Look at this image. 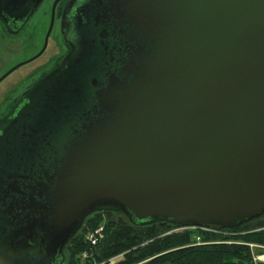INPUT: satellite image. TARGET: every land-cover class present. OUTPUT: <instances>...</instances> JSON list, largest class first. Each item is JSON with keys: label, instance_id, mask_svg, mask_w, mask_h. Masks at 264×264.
Instances as JSON below:
<instances>
[{"label": "water", "instance_id": "1", "mask_svg": "<svg viewBox=\"0 0 264 264\" xmlns=\"http://www.w3.org/2000/svg\"><path fill=\"white\" fill-rule=\"evenodd\" d=\"M42 1L0 0V15L19 17L17 33ZM90 9L113 13L117 45L99 57L86 32L60 112L44 116L39 97L0 122V264H64L95 209L222 228L264 214V0Z\"/></svg>", "mask_w": 264, "mask_h": 264}, {"label": "trees", "instance_id": "2", "mask_svg": "<svg viewBox=\"0 0 264 264\" xmlns=\"http://www.w3.org/2000/svg\"><path fill=\"white\" fill-rule=\"evenodd\" d=\"M100 225L105 236L91 245L86 234ZM177 227L168 221L135 223L121 209L95 212L68 242L66 264H264L255 260L264 248L250 246L264 247V214L236 228L211 225L213 230H173ZM117 257L121 258L113 263Z\"/></svg>", "mask_w": 264, "mask_h": 264}, {"label": "flooded vegetation", "instance_id": "3", "mask_svg": "<svg viewBox=\"0 0 264 264\" xmlns=\"http://www.w3.org/2000/svg\"><path fill=\"white\" fill-rule=\"evenodd\" d=\"M54 1L56 0H52L53 4ZM40 5L41 4H39V6ZM38 7L33 11L32 15L38 9ZM91 7H92V0H59L57 2L55 8L54 25L51 30V33L57 24L58 25L57 32L59 33L60 44H61L60 53L54 60L53 64L49 67V69L44 71L38 77L37 80L32 82L26 88V90L22 93L20 98H18L15 101L9 113L0 119V122H2L3 120L9 117H16L20 112H22L24 108H27L29 112H35L36 110L35 104L39 101L37 100L39 97H42L41 99L43 102L40 110L43 112L44 116L50 114L49 113L50 111L52 112V115L60 112L63 106H65L66 100L70 99L68 98L70 93L67 91L69 90V88H66L65 85L62 86V84L64 83V79L69 83L72 92L73 90H75V92L77 93V89H79V87L76 88V85L74 86L70 85V83H72L77 77L76 72H72L73 74L70 73V75L68 76L65 75V72H67L68 69L70 68L71 70L75 68L73 66L75 64V63L73 64V61L76 58H78V51L80 47L84 51H86V55H87L88 42L81 44V40L85 37L86 32H88L89 36L92 38H93V34L95 37L98 36L99 47L97 50L98 53L97 55L99 57L103 55H107V49L112 50L113 47L117 45L116 32L118 30H115L117 28L114 27L113 25L115 24L113 23V21L115 20L111 19L112 17H114L113 13H112V17H110L107 14L108 17L105 15L104 18L103 16L101 17V12H99V14L97 15V11L93 9L91 10L90 9ZM52 9H53V5L51 8V16H52ZM22 15H26V13L22 11V14L19 16ZM12 16L13 15L7 16L6 13H1L0 15V18L2 17V20L0 21L3 22L5 27L10 32H11L10 28H14V26L19 27L21 25L20 22H16L19 17H12ZM51 16H50V22H51ZM30 17L24 18L26 20L25 24L30 19ZM24 25L22 26V28L24 27ZM78 69L79 67L76 68V70ZM91 87H93L92 84ZM71 101H73V99H71ZM104 210H111V209H102V210L95 209L93 213ZM67 244L63 249L65 255L64 264L67 263L68 260V256L66 253Z\"/></svg>", "mask_w": 264, "mask_h": 264}, {"label": "rangeland", "instance_id": "4", "mask_svg": "<svg viewBox=\"0 0 264 264\" xmlns=\"http://www.w3.org/2000/svg\"><path fill=\"white\" fill-rule=\"evenodd\" d=\"M52 5V0H44L17 33L10 32L0 21V77L19 63L30 60L42 49L50 25ZM57 26L56 24L41 56L23 64L0 82V119L9 113L26 88L49 69L59 55L61 44ZM255 257L264 259V253H257ZM120 258H114L112 262L115 263Z\"/></svg>", "mask_w": 264, "mask_h": 264}, {"label": "built area", "instance_id": "5", "mask_svg": "<svg viewBox=\"0 0 264 264\" xmlns=\"http://www.w3.org/2000/svg\"><path fill=\"white\" fill-rule=\"evenodd\" d=\"M187 227H200L203 228L205 230H213L212 227L210 226H194V225H190V226H179L177 228H174L173 230H182L185 229ZM171 230V231H173ZM105 236V230H104V226L100 225L98 227H96L93 230H90L89 232H87L86 234V239L91 243V245H97ZM197 240H199V237H197ZM251 248L255 249V248H264L261 245L258 244H250ZM88 254L85 253L84 256H87ZM256 258V257H255ZM262 257H259V259H255V260H261ZM261 261H264V259H262Z\"/></svg>", "mask_w": 264, "mask_h": 264}]
</instances>
